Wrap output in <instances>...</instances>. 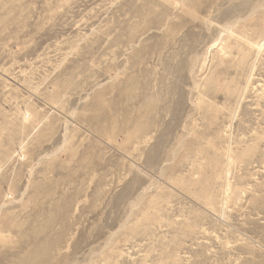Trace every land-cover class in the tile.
I'll list each match as a JSON object with an SVG mask.
<instances>
[{
	"label": "rangeland",
	"instance_id": "rangeland-1",
	"mask_svg": "<svg viewBox=\"0 0 264 264\" xmlns=\"http://www.w3.org/2000/svg\"><path fill=\"white\" fill-rule=\"evenodd\" d=\"M0 264H264V0H0Z\"/></svg>",
	"mask_w": 264,
	"mask_h": 264
}]
</instances>
